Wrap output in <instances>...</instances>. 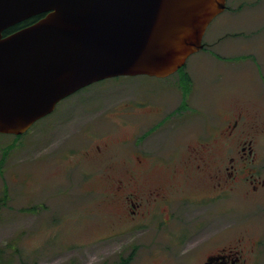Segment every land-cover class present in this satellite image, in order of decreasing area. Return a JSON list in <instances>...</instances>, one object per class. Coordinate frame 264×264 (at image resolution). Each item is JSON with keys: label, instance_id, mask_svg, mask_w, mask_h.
I'll use <instances>...</instances> for the list:
<instances>
[{"label": "rangeland", "instance_id": "1", "mask_svg": "<svg viewBox=\"0 0 264 264\" xmlns=\"http://www.w3.org/2000/svg\"><path fill=\"white\" fill-rule=\"evenodd\" d=\"M261 5L255 11L264 18ZM255 11L248 8L249 14ZM229 31L233 38L234 31ZM218 51L201 50L187 59L181 73L191 63L199 68L190 83L178 81V73L164 79H105L61 100L26 133H0V264H119L123 258H130L128 264H201L216 247L232 243L251 249L256 259L251 264H264V77L253 60L255 67L229 68L221 78L219 69L227 60ZM137 91L165 99L171 110L182 108L167 119L172 142L194 143L203 137L223 182L231 178L233 168L228 166L245 164L240 154L230 161L231 153H226L229 141L223 131L228 123L242 135L233 146L240 148L238 144L252 139L254 159L249 156L245 162L254 174L247 175V170L227 197L214 202L217 213L202 198L210 192L209 184L193 167L179 163L141 174L137 197L142 212L132 218L114 195L116 180L127 177L124 153L114 143L130 131L116 129L110 119L105 122L106 139L100 141L109 143L107 153L101 160L84 157L89 141L80 127L97 111L111 114L114 104L134 99ZM77 147L79 162L71 152ZM248 152L249 147L241 155ZM158 184L183 186L181 192L169 191L170 226L163 225L161 212L149 200V189ZM193 198H198L196 204L189 201ZM213 229L218 234L207 241Z\"/></svg>", "mask_w": 264, "mask_h": 264}, {"label": "water", "instance_id": "2", "mask_svg": "<svg viewBox=\"0 0 264 264\" xmlns=\"http://www.w3.org/2000/svg\"><path fill=\"white\" fill-rule=\"evenodd\" d=\"M225 9L226 0H0V133H25L93 83L174 74Z\"/></svg>", "mask_w": 264, "mask_h": 264}, {"label": "flooded vegetation", "instance_id": "3", "mask_svg": "<svg viewBox=\"0 0 264 264\" xmlns=\"http://www.w3.org/2000/svg\"><path fill=\"white\" fill-rule=\"evenodd\" d=\"M181 72L178 70L174 73H178V81L187 80L186 77L188 75L191 79L190 82H192L191 75L186 68L183 73ZM133 104L136 106L132 107ZM182 105L183 103L181 106ZM181 110L182 108L180 106L171 110L167 101L165 99L160 100L157 95L147 94V96H145L141 91H137L135 92L134 99H124L114 104L110 109L111 114L102 116L104 113H99V111H97L94 113V116L86 121L84 125H87L86 127H80V129L82 128L81 135L85 133L89 141L84 151V157L86 159L95 157L101 160L104 154L107 153L109 143L105 142L104 144H100V141L106 139V132H104L108 129L105 124L106 120L110 119L118 130L127 129V131H130L128 135L118 139L115 143L113 142L115 146H119L122 149L124 153L121 158L123 161L122 164L124 163L127 167L126 179L120 178L116 180L114 195L123 203L126 211L131 214L132 218H136V216L142 212V202L137 197L140 190L139 178L141 174L146 172L150 167L177 166L179 163L184 166L193 167L202 179L209 184L208 187L210 192L202 198L205 199L206 203L209 202L212 203V205L219 198L227 197V192L232 188L233 184L246 178L247 175L252 176L254 174V170L245 162L246 159L250 157L254 159L252 139L242 141V143L238 144L241 146L240 148L238 146H233L231 142L242 140V135L236 132V129L234 130L230 123H228L223 131V135L229 141L225 145L226 153H231L229 157L230 161L235 160L237 153L240 154L241 158H243L240 159V162L242 160V163L245 164H241L237 167L234 164L228 166L229 168H233V170L229 174L231 178L224 179V182L222 181L223 176L219 174L220 169L215 171L212 165L211 160L213 159L209 156V142L202 140L204 139L203 137H199L194 143H178L177 140L172 142V136H170L171 129L169 131V128L166 127L167 119L171 117L172 114L177 113L176 111L180 112ZM179 134L180 136L178 139H181V131H179ZM247 147H249L248 156H246V154L241 155V152H245ZM71 152H74L79 162L81 160L79 147H77L76 150L71 149ZM78 156L80 157L78 158ZM211 165L212 169L210 170L209 167ZM247 170L249 173L245 175ZM253 181L254 180H252V182ZM256 186L255 184L254 187L256 188ZM166 189L168 190L166 191ZM182 189V185L178 187L174 184H158L149 189L148 194L150 195L149 200L151 205L154 210L159 209L162 215V223L165 226H170L173 220V213L171 210L173 200L171 197L172 193L170 192H181ZM135 194L136 197H133ZM197 199L198 198H193V200L189 201L196 204ZM211 210L213 214L218 211L214 205ZM217 234L218 230L213 229L212 233L208 235L207 241L215 238ZM195 240L199 241L200 239ZM253 260L256 259L255 256L252 255L251 249L239 247L237 244L232 243L216 247L215 250L206 255L201 264H251Z\"/></svg>", "mask_w": 264, "mask_h": 264}, {"label": "crops", "instance_id": "4", "mask_svg": "<svg viewBox=\"0 0 264 264\" xmlns=\"http://www.w3.org/2000/svg\"><path fill=\"white\" fill-rule=\"evenodd\" d=\"M262 3L264 0H226V9L214 18L217 20L213 19L216 22L212 27H207L203 36L207 47L202 49V53L214 54V48H217V54L226 58V67L219 69L221 78L229 68L255 67L253 60L259 62L257 69L264 77V18L259 15V11H255ZM248 8L255 11L254 15L249 14ZM229 30L234 31L233 38ZM198 69L192 63L187 66L192 81ZM229 77L230 74L225 79L229 80ZM260 92L264 99V88Z\"/></svg>", "mask_w": 264, "mask_h": 264}, {"label": "trees", "instance_id": "5", "mask_svg": "<svg viewBox=\"0 0 264 264\" xmlns=\"http://www.w3.org/2000/svg\"><path fill=\"white\" fill-rule=\"evenodd\" d=\"M41 16H43V15L35 16V17H33V18H30V19H28V20H26V21H24V22H21V23H19V24H17V25H14V26L8 28L7 30L4 31V35H7V34H9V33H12V32H14V31H16V30H18V29H20V28H22V27H25V26H27V25H29V24L35 22V21L38 20ZM203 45H204L203 48L205 49L207 46H206V44H205L204 42H203ZM182 68H184V66H183ZM182 68L179 69V72L181 71ZM186 79H187V81H189V83H190L191 79H190V77H189L188 75H187ZM16 136L18 137V136H20V135H16ZM129 259H130V258H128V259H127V258H123V259L120 261L119 264H128V263H129ZM24 264H25V263H24Z\"/></svg>", "mask_w": 264, "mask_h": 264}]
</instances>
